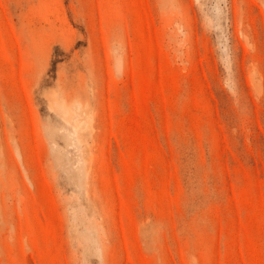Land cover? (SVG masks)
Returning a JSON list of instances; mask_svg holds the SVG:
<instances>
[{"label": "rangeland", "instance_id": "374dc122", "mask_svg": "<svg viewBox=\"0 0 264 264\" xmlns=\"http://www.w3.org/2000/svg\"><path fill=\"white\" fill-rule=\"evenodd\" d=\"M0 264H264V0H0Z\"/></svg>", "mask_w": 264, "mask_h": 264}]
</instances>
